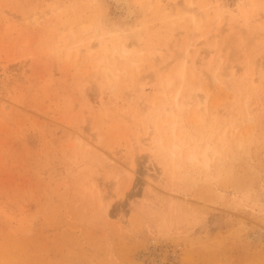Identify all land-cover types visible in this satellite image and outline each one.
<instances>
[{
	"label": "rangeland",
	"instance_id": "1",
	"mask_svg": "<svg viewBox=\"0 0 264 264\" xmlns=\"http://www.w3.org/2000/svg\"><path fill=\"white\" fill-rule=\"evenodd\" d=\"M259 1L195 0L210 19L203 34L224 10L220 35L211 59L214 37L199 38L185 81L175 78L185 96L207 93L202 122L193 108L173 120L221 160L185 165L172 179L144 140L142 107L167 103L151 52L173 55L191 24L147 12L146 0H0V264H264V41L239 54L255 24L232 22L240 2L256 5L252 19L264 16ZM81 24L91 26L85 41L98 25L111 34L99 54L142 35L132 47L144 51L138 70L106 84L83 52L76 63L54 49L63 31L73 45ZM226 66L234 81L215 80ZM144 69V90L129 92Z\"/></svg>",
	"mask_w": 264,
	"mask_h": 264
},
{
	"label": "bare ground",
	"instance_id": "2",
	"mask_svg": "<svg viewBox=\"0 0 264 264\" xmlns=\"http://www.w3.org/2000/svg\"><path fill=\"white\" fill-rule=\"evenodd\" d=\"M167 1L168 0H146L145 3L146 11L148 12L153 10L155 16L157 15L161 16L165 20L173 24L179 22H187L192 26L191 33L187 35V38L182 44H179L177 46V49L173 50L172 53L173 55L168 54L167 57L164 58V56H162L163 55L162 49H157L151 52V56L153 57V62H155L154 68H152L153 69L152 72H156L154 77L157 80H159L158 92L160 93L161 97L166 99L167 103L163 105L157 104V102H155L157 101L156 99L155 101L151 102L150 105L143 106L142 117L143 116H145V118L147 117L146 119L148 122L145 124L146 127L145 129L147 130L146 131L147 138L144 140L151 143L152 145L150 147L151 154L156 153V155L162 158L163 166L166 170H168V174L170 178H172L176 174V172L178 170L180 171L181 167H184L185 165L191 167H199V166H206L208 163L212 162L215 159L219 161L221 160L220 151L217 150L216 146L212 148H210L209 146L200 147L199 143L195 145H191V141L189 140L190 138L188 139L189 133L188 134L184 133L185 132L184 129L178 130L179 124L178 122L173 120L174 117H177L178 113L180 114V116L178 115V117L181 118L182 116L181 114L185 111V109L193 108L194 112L191 113H193V117H195L194 122H196L197 124L201 123L202 119L199 116L200 114L199 112L205 113L206 111L205 101L207 98V93L203 92V90L199 88L197 91H191L187 96H185L183 94V84H181L177 89H173V88L175 84V78L180 79L182 82L185 81V72L188 66L191 48H193V46L197 42H199L198 41L199 38L203 37V39H208V37L210 38L214 37V42L211 47L213 49H209V51H206L207 53L206 57H209L211 59L210 55L213 54L212 52L215 50L214 48L217 38L220 35V30H218L219 29L218 23L221 17L223 16L224 10L214 14V21L211 23L212 29L209 31L211 34L208 36L209 32L203 34L202 30L207 25L206 20L208 21L210 19L207 18V15L204 18L201 17L202 9L199 7H195V0H187V4L184 3L183 5L176 4L173 2H167ZM254 3H256V1ZM262 3L263 4H261V6L263 7V12H264V2ZM254 7L256 8V5H254ZM253 8H249L247 4H245L244 2H240L237 7L238 14L236 16L233 15L234 17L232 18V22L234 21V24L238 23L237 20L239 19V21H242L243 25L246 28L251 23L255 24V25L253 24L254 26L252 27L253 29L251 35H253V38L251 39V41L246 43L244 41L245 36L243 37V39L240 38V40L242 39V41L239 40L240 44L238 45V51H237L239 52V54H242L246 49L250 50L252 48H256L258 45L261 46L264 41L263 39L264 34L257 35L258 31L264 30L262 26H259V22L261 21V18L264 16L261 15V18L259 19H255V20L252 19ZM127 9L128 8H126V10ZM262 19H263L262 22L264 23V18ZM215 24L217 25L216 27L214 26ZM90 28H91L90 25L81 24L80 30L83 34L80 35V38L73 45L70 46H67L68 38L65 37L63 31L61 36L58 37L54 49H56L57 51L65 50L64 56L66 58H69L72 55L74 57L75 62L78 61L79 54L83 52L85 59L91 60L92 62L91 64L93 65L94 70L100 72L106 84H111V82L119 78L120 75L126 74L127 72L126 68L132 69L134 67L138 70V67H140V64L141 62H143V60L137 57L138 55L142 54L144 51L140 50L138 52H134L132 50L133 49L132 47L134 45L140 46L143 43L142 41L143 38L141 37L142 35L136 34L133 43L131 42L130 44L124 39L121 40L120 43L116 42L115 45L110 50H108L107 52L104 51V53L99 54V52H97V49L105 44V41L107 40L105 39V37L109 38L111 34L108 32L106 33L103 32L102 25H98V27L92 33V36H90V38L87 41H85L84 40L86 38L85 34L89 33ZM243 30L241 28V31ZM67 32L72 39H75V32L72 28H68ZM245 33L248 34V31L246 30ZM230 42H234V40L230 39ZM129 56H131L132 58L130 59ZM218 58L221 61L222 58L221 57ZM165 59H167V61H165ZM173 62H175L174 68H172ZM210 62L211 61H208L207 65L210 64ZM118 63L121 64L122 66L121 68L117 66ZM253 70L254 68H252L250 72H252ZM129 71L131 72V70ZM146 71L144 69V72H142L143 75L139 74L140 76L137 81L138 84L137 86L135 85L138 88L137 89L135 88L132 91L131 87H129L130 88V89L128 88L129 92L135 94L136 92L140 93L144 90L146 82H148L149 79V76L144 75ZM235 74L237 75V73H235L233 66L230 67L226 66L221 70V72L215 73L214 78L215 80H218L220 78L224 81L232 82L235 79L236 76ZM249 74H251L250 77L248 76L249 80L248 78L247 79L244 78V80H248L253 91H256L258 89L256 83L257 80L256 81L254 80L253 73H249ZM259 83L261 86L262 85L264 86V76L261 77ZM129 95L131 96V94ZM151 120H153L152 123ZM225 135L226 132L224 131L222 134L219 135L218 140L221 141L225 137Z\"/></svg>",
	"mask_w": 264,
	"mask_h": 264
}]
</instances>
